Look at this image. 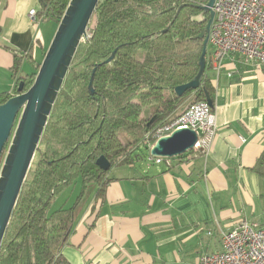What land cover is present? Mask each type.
I'll return each mask as SVG.
<instances>
[{
    "label": "trees",
    "instance_id": "trees-1",
    "mask_svg": "<svg viewBox=\"0 0 264 264\" xmlns=\"http://www.w3.org/2000/svg\"><path fill=\"white\" fill-rule=\"evenodd\" d=\"M187 1L204 5L208 0H99L26 174L0 246V264H68L61 249L77 214L90 196L102 197L111 180L106 177L110 168L101 170L95 160L103 155L113 166L144 150L149 157L145 141L153 139L148 133L177 118L189 95L192 101L205 100L206 94L211 98L208 66L202 88L181 97L174 93L176 85L197 73L202 47L197 35L206 22L198 18L201 10L186 6L161 33ZM68 2L39 0L40 21L57 25ZM114 49L113 58L103 63ZM19 62L15 59L13 71ZM95 65L91 95L87 87ZM38 67L35 63L32 73L16 81L14 90L20 80L27 88ZM9 97L0 93V104ZM252 170L264 178V148ZM78 178L81 189L74 202L54 208L56 197Z\"/></svg>",
    "mask_w": 264,
    "mask_h": 264
},
{
    "label": "crops",
    "instance_id": "crops-1",
    "mask_svg": "<svg viewBox=\"0 0 264 264\" xmlns=\"http://www.w3.org/2000/svg\"><path fill=\"white\" fill-rule=\"evenodd\" d=\"M29 9L39 0H0V93L15 94L55 32L53 21L32 23ZM206 74L217 127L207 153L166 166L144 150L111 166L104 195L90 196L61 249L68 264H198L239 220L264 228V178L252 170L264 148V72L228 55Z\"/></svg>",
    "mask_w": 264,
    "mask_h": 264
},
{
    "label": "water",
    "instance_id": "water-1",
    "mask_svg": "<svg viewBox=\"0 0 264 264\" xmlns=\"http://www.w3.org/2000/svg\"><path fill=\"white\" fill-rule=\"evenodd\" d=\"M214 1L208 0L204 5L188 1L180 4L172 20L161 30V33L167 32L180 9L186 6L201 10L198 18L206 21L197 35L202 40L197 73L189 81L174 87V93L178 97L202 88L208 33L214 17ZM98 2L99 0H69L32 83L25 88L24 81L20 80L15 94L0 104V246L54 102L78 45L87 37L88 25ZM204 14H207V18L203 17ZM115 51L116 49L103 63H108ZM96 67L97 65L92 69L88 81L87 88L91 95L94 93L92 82ZM205 101L212 107V100L207 94ZM196 140L193 130L176 129L170 135L155 140L149 149V155L177 157L188 151ZM95 163L103 171L111 167V163L103 155Z\"/></svg>",
    "mask_w": 264,
    "mask_h": 264
},
{
    "label": "built area",
    "instance_id": "built-area-1",
    "mask_svg": "<svg viewBox=\"0 0 264 264\" xmlns=\"http://www.w3.org/2000/svg\"><path fill=\"white\" fill-rule=\"evenodd\" d=\"M214 17L208 33L206 66L216 73L223 59L236 56L264 72V0H215ZM32 23H39L36 9H29ZM187 128L197 140L186 154H206L216 135V115L205 100L190 101L177 118L157 126L147 134L148 149L155 140L174 130ZM173 157H148L156 164L170 166ZM221 247L199 256L198 264H264V228L243 218L220 234Z\"/></svg>",
    "mask_w": 264,
    "mask_h": 264
},
{
    "label": "rangeland",
    "instance_id": "rangeland-1",
    "mask_svg": "<svg viewBox=\"0 0 264 264\" xmlns=\"http://www.w3.org/2000/svg\"><path fill=\"white\" fill-rule=\"evenodd\" d=\"M52 23L53 22H48L47 23V25H48L47 27L52 26L53 25ZM45 26H43L42 28H44ZM88 33H89V31L87 30V35H88ZM23 70L24 71H27L28 70V67H24ZM193 99H194V97H193V95H191L188 101L190 102ZM145 111H146V113H145ZM143 113L145 115H147V114L150 113V106L149 105L143 107ZM139 150L140 151H143V147L141 146ZM5 152H6V150L4 151V154H5ZM80 189H81V183H80V178H78L77 180L73 181V183L70 186H68L67 188H65L56 197V201L54 203V208H57L59 206H64V207L70 206L74 202V199L77 196V194L80 192Z\"/></svg>",
    "mask_w": 264,
    "mask_h": 264
}]
</instances>
